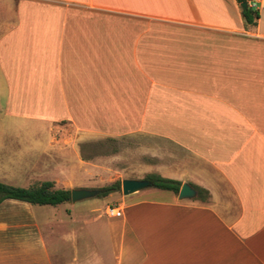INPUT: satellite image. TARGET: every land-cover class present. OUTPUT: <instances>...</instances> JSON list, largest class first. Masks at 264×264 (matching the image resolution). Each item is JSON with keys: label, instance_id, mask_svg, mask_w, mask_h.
<instances>
[{"label": "crops", "instance_id": "obj_1", "mask_svg": "<svg viewBox=\"0 0 264 264\" xmlns=\"http://www.w3.org/2000/svg\"><path fill=\"white\" fill-rule=\"evenodd\" d=\"M258 10L248 25L236 0H0L6 118L45 124L51 145L125 141V162L80 158L96 180L159 175L208 193L114 192L104 211L7 200L0 264H264Z\"/></svg>", "mask_w": 264, "mask_h": 264}, {"label": "rangeland", "instance_id": "obj_2", "mask_svg": "<svg viewBox=\"0 0 264 264\" xmlns=\"http://www.w3.org/2000/svg\"><path fill=\"white\" fill-rule=\"evenodd\" d=\"M3 103L4 100H0L1 183L17 188H33L45 181H53L57 189L101 190L117 181L116 178L108 177L103 182L96 180L100 171L97 173L93 168L88 169L85 165L80 168L79 160L83 157L93 163L98 162L101 166L110 167V162L102 159L123 150L118 158L125 162V157H129L132 152L130 149H125L127 146L125 141L89 139L87 142H82L81 145L76 143H72L70 146L65 143L66 147L51 145L45 124L9 120L4 115ZM110 161L113 160L110 159ZM123 161L120 164L119 162L112 163L117 167V165H125ZM128 165L130 169L133 166L139 167L141 164L135 159ZM111 204H113V198L99 195L74 205L62 204L59 210L88 211L98 208L104 211L105 206Z\"/></svg>", "mask_w": 264, "mask_h": 264}, {"label": "trees", "instance_id": "obj_3", "mask_svg": "<svg viewBox=\"0 0 264 264\" xmlns=\"http://www.w3.org/2000/svg\"><path fill=\"white\" fill-rule=\"evenodd\" d=\"M241 6L243 3L251 2L252 0H236ZM242 16L248 25H256L260 19V11L248 6L247 9H242ZM152 183V187L164 191H171L179 194L181 190V183L163 178L159 175H149L145 178ZM198 191L199 198L205 199L206 191L195 187ZM100 196L107 197L114 192L122 191L121 181H117L107 187L101 189ZM7 200H16L26 202L36 206H52L69 203L72 200L71 190L57 189L55 183L51 181L43 182L37 187L33 188H17L6 185L0 182V205Z\"/></svg>", "mask_w": 264, "mask_h": 264}, {"label": "water", "instance_id": "obj_4", "mask_svg": "<svg viewBox=\"0 0 264 264\" xmlns=\"http://www.w3.org/2000/svg\"><path fill=\"white\" fill-rule=\"evenodd\" d=\"M242 9L248 8V2L241 5ZM152 187V183L148 180H135L126 179L122 182V192L125 196L137 193L144 189ZM101 190H91V189H73L71 190L72 200L71 202L76 204L78 202L97 197L101 194ZM197 196V191L189 184H184L181 187L179 198L192 199Z\"/></svg>", "mask_w": 264, "mask_h": 264}, {"label": "built area", "instance_id": "obj_5", "mask_svg": "<svg viewBox=\"0 0 264 264\" xmlns=\"http://www.w3.org/2000/svg\"><path fill=\"white\" fill-rule=\"evenodd\" d=\"M261 2V0H252L248 3V6H251L253 9L258 10V4ZM106 214L109 217H121L122 215V209L117 206H110L106 210Z\"/></svg>", "mask_w": 264, "mask_h": 264}]
</instances>
